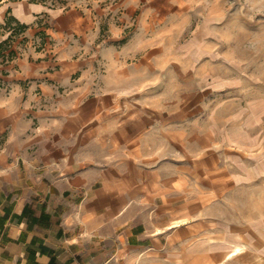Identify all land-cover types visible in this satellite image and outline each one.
Returning <instances> with one entry per match:
<instances>
[{"label":"crops","instance_id":"obj_1","mask_svg":"<svg viewBox=\"0 0 264 264\" xmlns=\"http://www.w3.org/2000/svg\"><path fill=\"white\" fill-rule=\"evenodd\" d=\"M109 5L0 0V41L55 44L4 66L0 264H264V146L197 122V0Z\"/></svg>","mask_w":264,"mask_h":264},{"label":"rangeland","instance_id":"obj_2","mask_svg":"<svg viewBox=\"0 0 264 264\" xmlns=\"http://www.w3.org/2000/svg\"><path fill=\"white\" fill-rule=\"evenodd\" d=\"M118 2L110 0L109 7ZM197 29V77L200 86L209 78L215 88L199 95L198 124L216 130L219 148L243 141L255 150L259 143L264 146V0H197ZM54 47L47 34L15 37L11 48L17 54L5 63L0 60V91L10 90L7 72H2L7 63L30 49L53 54ZM256 188L250 191L251 200L258 194Z\"/></svg>","mask_w":264,"mask_h":264},{"label":"trees","instance_id":"obj_3","mask_svg":"<svg viewBox=\"0 0 264 264\" xmlns=\"http://www.w3.org/2000/svg\"><path fill=\"white\" fill-rule=\"evenodd\" d=\"M6 25L10 28L11 33L7 39L0 41V60L3 63L12 60L15 57L17 52L13 48H11V42L15 37L19 36V34L23 33L26 29V25L23 24L18 23L16 25H11L10 20L7 21ZM2 72H4L5 74V71Z\"/></svg>","mask_w":264,"mask_h":264},{"label":"bare ground","instance_id":"obj_4","mask_svg":"<svg viewBox=\"0 0 264 264\" xmlns=\"http://www.w3.org/2000/svg\"><path fill=\"white\" fill-rule=\"evenodd\" d=\"M234 251H235V250H234ZM234 251H233V252H234ZM240 252H241V251H240ZM237 253H239V252H237ZM232 257H233V255H232ZM230 258H231V257H230Z\"/></svg>","mask_w":264,"mask_h":264}]
</instances>
